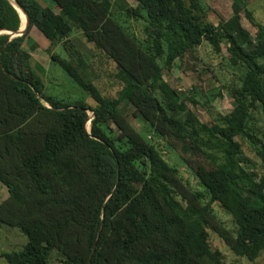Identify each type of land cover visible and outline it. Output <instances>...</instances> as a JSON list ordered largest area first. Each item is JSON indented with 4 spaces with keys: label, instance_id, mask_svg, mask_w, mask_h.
Returning <instances> with one entry per match:
<instances>
[{
    "label": "trees",
    "instance_id": "1",
    "mask_svg": "<svg viewBox=\"0 0 264 264\" xmlns=\"http://www.w3.org/2000/svg\"><path fill=\"white\" fill-rule=\"evenodd\" d=\"M19 1L26 31L8 40V32L0 33V181L8 191L0 226L19 228L27 241L1 252L7 263L47 264L57 249L59 264H225L210 245V225L233 252L257 264L264 252V174L243 165L237 136L264 159L250 125L254 108L264 112V24L254 22L245 0H232V13L218 23L207 18L202 0ZM113 5L138 30L117 21ZM242 9L257 26L255 36L241 22ZM19 24L15 6L0 0V29ZM32 26L51 43L73 26L100 43L116 61L117 94H103L57 53L54 61L94 102L44 92L22 54ZM202 40L216 52L224 44L230 63L242 70L230 88L232 109L210 112L212 122L187 109L162 76L163 67ZM123 100L154 136L179 143L207 199L202 190L187 191L154 141L129 127L120 113ZM214 201L231 215V228Z\"/></svg>",
    "mask_w": 264,
    "mask_h": 264
},
{
    "label": "rangeland",
    "instance_id": "2",
    "mask_svg": "<svg viewBox=\"0 0 264 264\" xmlns=\"http://www.w3.org/2000/svg\"><path fill=\"white\" fill-rule=\"evenodd\" d=\"M39 2L45 5H53L51 0H39ZM127 2L134 5L136 0H127ZM202 2L208 7L207 18L213 23L226 19L232 13V0H202ZM243 7L251 11L254 22L264 24V0H245ZM112 9L115 10L114 18L117 21L124 23L126 28L133 27L138 30L139 25L134 22L135 20L131 17L127 18L123 11L118 10L116 5H113ZM241 22L255 36L257 26L247 17L244 9L241 11ZM20 24H22L21 16ZM20 24L19 26H21ZM3 31L0 30V33ZM22 47V54L27 53L29 55L30 68L35 75L37 74L41 78L43 90L46 93L68 96L69 98L84 97L89 103L94 102L88 98V93L54 61L53 53L69 58L84 78L93 81L103 94L114 96L121 87V81L115 74L117 71L116 61L100 43L94 39H88L79 27L73 26L70 34L56 43H51L41 31L32 26L25 35ZM241 72L240 67L230 63L228 51L224 44L221 45V50L216 52L206 40H202L193 48L187 49L181 57L174 58L170 67L162 68L163 78L177 89L176 95L179 99H184L188 106L187 109H192L199 119L208 122H212L211 113L213 114L215 110L224 113L232 109L233 100L230 95V88L239 83ZM119 108L129 127L154 141L167 162L177 169V174L181 177L184 188L186 187L187 191L191 189L202 190L205 199H207L208 195L192 168L189 167V160L184 159L179 143L172 138L156 137L152 132H149L148 121L142 115L133 114V110L129 109V101L123 100ZM88 112L91 115V111L88 110ZM252 114L251 131L260 139V141L257 139L258 144H264V112L259 108H254ZM89 123L90 121L87 120V128H89ZM115 125L114 120L109 121V127L115 133L120 132L123 137L125 132L119 131ZM237 138L241 143L240 157L243 165L255 173L257 177L263 175V157L255 151L246 137L237 136ZM193 158L195 159L194 164H196L198 157L193 156ZM178 197L180 198V195ZM7 198V188L0 181V202ZM212 206L224 226L231 228L233 226L231 215L217 201L212 202ZM207 231L211 247L220 253L225 264L252 263V260L246 256L233 252L224 238L212 226L207 225ZM26 241L27 235L19 228L8 224L1 225L0 264H8L4 256L1 255L2 251L18 249ZM60 259L61 253L54 249L47 264H59ZM255 262L264 264L263 251L256 257Z\"/></svg>",
    "mask_w": 264,
    "mask_h": 264
},
{
    "label": "water",
    "instance_id": "3",
    "mask_svg": "<svg viewBox=\"0 0 264 264\" xmlns=\"http://www.w3.org/2000/svg\"><path fill=\"white\" fill-rule=\"evenodd\" d=\"M13 1H14V3L10 0V2L15 6V8L18 10V12H19V9L22 11V13L24 14V17H25V22H24L23 26H19L17 29H9V28L0 29V30H4L3 32L9 33L7 40L13 36L22 34L26 30V28L28 26V22H29L27 12L24 9V7L22 6V4L20 3V1L19 0H13ZM19 15H20V13H19Z\"/></svg>",
    "mask_w": 264,
    "mask_h": 264
},
{
    "label": "bare ground",
    "instance_id": "4",
    "mask_svg": "<svg viewBox=\"0 0 264 264\" xmlns=\"http://www.w3.org/2000/svg\"><path fill=\"white\" fill-rule=\"evenodd\" d=\"M13 3L14 1L11 0ZM19 13H20V16H21V19H22V24H20L21 26H23V23H24V14L22 13V11L19 9Z\"/></svg>",
    "mask_w": 264,
    "mask_h": 264
}]
</instances>
